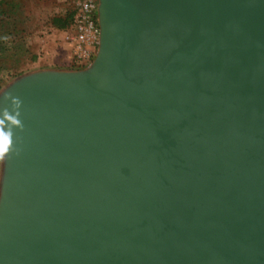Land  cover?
<instances>
[{
  "label": "water",
  "instance_id": "obj_1",
  "mask_svg": "<svg viewBox=\"0 0 264 264\" xmlns=\"http://www.w3.org/2000/svg\"><path fill=\"white\" fill-rule=\"evenodd\" d=\"M82 69L0 94V264H264V0H98Z\"/></svg>",
  "mask_w": 264,
  "mask_h": 264
},
{
  "label": "rangeland",
  "instance_id": "obj_2",
  "mask_svg": "<svg viewBox=\"0 0 264 264\" xmlns=\"http://www.w3.org/2000/svg\"><path fill=\"white\" fill-rule=\"evenodd\" d=\"M0 1L4 2L2 9L9 17L0 26V94L15 80L33 71L68 68L65 65L71 59L72 49L64 36L70 24L62 28L60 22L71 9L69 0ZM15 45H23L27 52L14 49ZM97 48L98 45L86 66L93 61ZM3 158L0 133V187Z\"/></svg>",
  "mask_w": 264,
  "mask_h": 264
},
{
  "label": "built area",
  "instance_id": "obj_3",
  "mask_svg": "<svg viewBox=\"0 0 264 264\" xmlns=\"http://www.w3.org/2000/svg\"><path fill=\"white\" fill-rule=\"evenodd\" d=\"M69 1L71 2L72 17L64 39L71 46L72 56L66 66L72 69H82L89 63L88 61L98 45V0Z\"/></svg>",
  "mask_w": 264,
  "mask_h": 264
},
{
  "label": "trees",
  "instance_id": "obj_4",
  "mask_svg": "<svg viewBox=\"0 0 264 264\" xmlns=\"http://www.w3.org/2000/svg\"><path fill=\"white\" fill-rule=\"evenodd\" d=\"M4 4L3 1H0V26H2V23L5 19L9 18L8 17V14L6 13V11L4 9H2V5ZM66 15L64 16V18L62 19V21L60 22V26H62V28H65L67 27L69 24H70V21H71V17H72V10L69 9L66 11L65 13ZM9 23V22H7ZM9 34V32L7 33ZM1 37V36H0ZM14 49H17L26 53L27 52V49H25V47L23 45H19V46H13ZM17 50V52H18ZM19 54H22L20 52H18ZM15 54H16V51H15ZM2 66V65H1Z\"/></svg>",
  "mask_w": 264,
  "mask_h": 264
},
{
  "label": "crops",
  "instance_id": "obj_5",
  "mask_svg": "<svg viewBox=\"0 0 264 264\" xmlns=\"http://www.w3.org/2000/svg\"><path fill=\"white\" fill-rule=\"evenodd\" d=\"M66 66V65H65ZM63 69H67V68H63Z\"/></svg>",
  "mask_w": 264,
  "mask_h": 264
}]
</instances>
